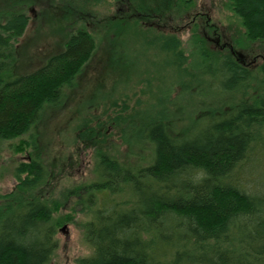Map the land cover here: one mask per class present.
I'll use <instances>...</instances> for the list:
<instances>
[{
  "label": "trees",
  "instance_id": "trees-1",
  "mask_svg": "<svg viewBox=\"0 0 264 264\" xmlns=\"http://www.w3.org/2000/svg\"><path fill=\"white\" fill-rule=\"evenodd\" d=\"M0 1L4 143L23 138L45 110L62 104L96 40L84 27L77 28L59 53L32 72L16 74L17 45L29 23L23 10L35 1ZM71 2L76 11L92 14L105 0ZM186 2L159 0L160 7L151 10L148 1L127 0L122 11L129 13L111 16L105 25L104 68L110 71L109 54L116 50V70L132 68L140 45L154 62V82L183 85L185 102L199 108L200 116L180 138L159 121L134 125L136 131L143 129L134 147H150L146 157L140 154L135 161V154L111 153L114 146H92L93 178L70 192L86 216L82 239L93 250L79 264H264V60L257 89L250 70L222 51L211 54L204 37L191 32L182 41L177 30L163 25L162 13L184 8ZM228 4L246 37L264 40V0ZM206 69L210 77L200 84ZM27 141H22L25 148L31 147ZM13 176V191L0 196L5 201L0 203V264H46L59 224L54 217L58 207L48 196L51 173L35 151Z\"/></svg>",
  "mask_w": 264,
  "mask_h": 264
},
{
  "label": "rangeland",
  "instance_id": "rangeland-1",
  "mask_svg": "<svg viewBox=\"0 0 264 264\" xmlns=\"http://www.w3.org/2000/svg\"><path fill=\"white\" fill-rule=\"evenodd\" d=\"M34 1L35 5H28L23 10L29 23L17 45L14 73L26 74L37 69L47 57L62 50L77 28L84 27L95 37L96 48L78 75L76 86L65 92L62 104L45 110L37 120L36 128L29 130L23 138L0 143V196L13 191L16 185L14 169L36 151L51 173L49 202L58 207L54 214L59 219L54 234L55 248L46 264H79L81 259L90 257L93 250L82 239L81 224L86 216L70 192L93 178L96 151L92 146L96 150L114 146L111 153L135 154V161L140 154L146 157L150 148L144 142L140 150L134 147L133 144L142 141L139 136L143 129L136 131L137 126L159 121L172 136L180 138L196 124L199 108L185 102L183 85L176 87L174 83L164 85L162 81L157 85L154 82V62L140 45L134 51L136 57L130 64L132 68L127 66L119 72L117 66H113L120 50L109 54L113 62L109 64L110 71L104 68L105 25L111 16L129 13L122 11L127 7V0H105L92 14L76 11L71 0V3L67 0ZM147 1L152 5L151 10L160 7L159 0H136L140 4ZM186 1L184 8L162 13L163 25L177 30L178 37L185 43L195 32L204 37L211 54L217 51L229 54L251 71L252 87L261 89L258 67L264 60V40L253 41L246 37L228 0ZM181 2L176 0V5ZM134 52L129 54L132 56ZM210 74V69H206L200 84L205 83ZM173 76L170 74V79ZM197 79L200 78L197 76ZM181 93L179 101L177 97ZM27 139L31 147L25 148L22 141ZM20 143L23 150L17 148ZM4 202L0 200V203Z\"/></svg>",
  "mask_w": 264,
  "mask_h": 264
},
{
  "label": "water",
  "instance_id": "water-1",
  "mask_svg": "<svg viewBox=\"0 0 264 264\" xmlns=\"http://www.w3.org/2000/svg\"><path fill=\"white\" fill-rule=\"evenodd\" d=\"M65 227L62 229V231H64Z\"/></svg>",
  "mask_w": 264,
  "mask_h": 264
}]
</instances>
